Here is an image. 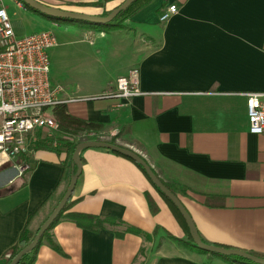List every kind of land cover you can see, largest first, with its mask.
Masks as SVG:
<instances>
[{
  "label": "crops",
  "instance_id": "crops-1",
  "mask_svg": "<svg viewBox=\"0 0 264 264\" xmlns=\"http://www.w3.org/2000/svg\"><path fill=\"white\" fill-rule=\"evenodd\" d=\"M34 1L102 17L123 0ZM5 3L23 9L16 0H0L5 10ZM173 4L178 14L160 23ZM75 28L81 42L99 46L100 58L84 69L96 80L90 89H81L69 68L52 76L50 69L52 83L64 89L65 97L110 92L131 69L139 71L140 89L147 95L125 105L74 103L65 106L67 113L100 125L101 141L140 156L180 200L204 241L264 256V135L248 132L243 96L264 92V0H154L120 29ZM108 46L111 51H105ZM55 49L49 58H55ZM102 59L114 67H105ZM39 135L32 139L38 146L28 150L25 166L18 159L0 160V257L17 243L29 217L52 208L60 163L69 144L77 142L62 134ZM80 157L82 173L66 213L114 217L151 240L129 233L118 238L109 230L94 233L61 219L50 232L61 253L43 242L34 264H237L170 240L168 235L185 240L184 234L131 162L99 148L84 149ZM146 195L158 206L156 215Z\"/></svg>",
  "mask_w": 264,
  "mask_h": 264
},
{
  "label": "built area",
  "instance_id": "built-area-1",
  "mask_svg": "<svg viewBox=\"0 0 264 264\" xmlns=\"http://www.w3.org/2000/svg\"><path fill=\"white\" fill-rule=\"evenodd\" d=\"M176 14V5H168L159 22H166ZM56 47L58 42L51 31L18 37L6 10L0 6V160L3 164L27 154L36 134L61 135L54 116L57 108L98 100H116L125 105L136 97L147 95L140 89L139 71L131 69L115 80L110 92L90 97H65L64 89L50 79L48 53ZM243 96L248 132L254 136L264 135V92ZM25 169L18 170L24 172Z\"/></svg>",
  "mask_w": 264,
  "mask_h": 264
},
{
  "label": "trees",
  "instance_id": "trees-1",
  "mask_svg": "<svg viewBox=\"0 0 264 264\" xmlns=\"http://www.w3.org/2000/svg\"><path fill=\"white\" fill-rule=\"evenodd\" d=\"M16 1L19 4H21V2H19L18 0H16ZM152 1H154V0H137L127 10L120 12L118 14V16L111 23L103 24V25L93 24V23H88V22H83V21H69V20H61V19H51V18H47L45 16L40 15L38 12L33 11L32 9H30L28 6H26L24 4H22L21 6L23 9L28 10V11L32 12L33 14L41 16L47 20H50L52 23H55V24L72 25V26L77 27V28L96 30V31H100V32H107V31H111V30H115V29H120L122 27V24L126 20L133 17L138 11H140L142 8L146 7ZM109 13L103 15L102 17L107 16ZM54 116H55V118L59 124L60 132L63 135H65L69 138H72V139L75 138L76 135H78V134L86 133L88 135V134H91L93 132L97 133L101 129V126L98 124H95L92 122H87V121H82V120H79L77 118L70 116L67 113L65 107L57 108L54 112ZM99 140L101 141V139H99ZM87 141L88 140H80L74 144H69L68 150H67V157L63 162L60 163V167L62 168L63 172H62L61 178L58 182V185L56 186V189L54 191V195H56V198H57L56 201L54 202V205L52 206L51 209H49V211L47 210L45 212L46 214L41 212L42 209H40L36 214L29 217L25 227L23 228L22 232L20 233V236L18 238L17 243L12 248H10L4 255H2L0 257V259H4L7 256H9L10 260H12L21 249L25 248L34 239L35 235L39 231L42 224L46 221V219L53 212L55 207L58 205V203L60 202V200L64 196V194H65V192L69 186V183L75 174L76 168H75V165L72 161V155H73V152H74L76 146L82 142H87ZM37 146H38L37 141L33 142L30 144L28 150L30 152H32L37 148ZM113 154L128 160L134 166H136V168L142 173V175L146 178V180L150 183L152 188L158 194L160 199L167 206L168 210L170 211L173 218L177 222L178 226L182 230L185 240L176 239V238L172 237L171 235H168V238L174 242H178L179 244L183 245L184 247H186L189 250L195 251L199 254H207V253L199 250L193 244V241L191 240V237L189 234V230L186 226L184 219L180 215L179 211L152 184V182L147 177L143 168L140 167L139 165H137L136 163H134L133 161H131L130 159L124 157V156H121V155L116 154V153H113ZM29 158H30L29 154H23V155L19 156L18 157V164L25 166L28 163ZM80 160H81V164H82L83 161H82L81 157H80ZM20 178H21V180L24 178L23 174L21 175ZM161 183L168 190H170L166 184H164L162 181H161ZM16 185H17V182L13 183L12 189H14L16 187ZM71 198H72V196L70 197L69 201L65 205L64 209L59 214L58 218L52 223V225L49 227V229L44 233L43 237L39 240L37 247L35 249L31 250L30 252H28L27 254H25L24 256H22L18 260L17 264H34L35 259H36L37 250L43 244V242L48 243V245L53 250H55L56 252L61 253L59 248L52 241V238L50 235V232L53 229V227L61 219H65V220H68L70 222H73L79 228L89 230L90 232H94V233L98 232L99 230H109L112 233H114V235L118 238L123 237L125 234L129 233V234H134L136 236H140V237L146 239L147 241L151 240V235L146 234V233H144V232H142V231H140L134 227L127 226L125 223H123L122 221H120L119 219H116L114 217L99 218V217H92V216L80 215V214H74V213H66L72 205ZM146 199H147L151 214L156 215L158 213V210H159L158 206L156 205V203L152 200V198L149 195H146ZM157 230L158 229H156L153 232V236H155ZM198 234H199V232H198ZM199 236L205 244L215 245V244H210V243L204 241L200 234H199ZM215 246H219V245H215ZM219 247H223V246H219ZM223 248L236 249V248H229V247H223ZM238 250H240V249H238ZM242 251H244V250H242ZM244 252H246L250 255H253L255 257L264 259V256L256 255V254H253V253L247 252V251H244ZM219 258H222L224 260H232L233 262H235L237 264H252L250 262H247V261H244V260H241L238 258H232V257L231 258H225V257H221V256H219Z\"/></svg>",
  "mask_w": 264,
  "mask_h": 264
},
{
  "label": "water",
  "instance_id": "water-1",
  "mask_svg": "<svg viewBox=\"0 0 264 264\" xmlns=\"http://www.w3.org/2000/svg\"><path fill=\"white\" fill-rule=\"evenodd\" d=\"M18 1L21 2L20 5L24 4L33 11L38 12L40 15L45 16L47 18L69 20V21H83V22L103 25V24L111 23L118 16L120 12L127 10L137 0H123V2L117 8L112 10L107 16L104 17L90 16V15L75 13L71 11H64L56 8H51L43 4H40L34 0H18ZM90 148L107 149L113 153L119 154L121 156L130 159L131 161L142 167L147 177L152 182V184L177 208V210L179 211L180 215L182 216V218L186 223L193 244L199 250L209 255L211 254L217 257L219 256L225 258L232 257L250 262L252 264H264V259L250 255L242 250L228 249L215 245L205 244L201 240L198 231L196 229V226L191 216L185 209V207L182 205L180 200L161 183V181L156 176L154 171L150 168V166L134 152L103 141L82 142L76 146L72 155V161L75 165L76 171L69 183V186L64 196L62 197L58 205L55 207L53 212L46 219V221L42 224V226L40 227L39 231L35 235L34 239L31 241V243H29L25 248L21 249L12 260H10L9 256H7L4 259H0V264H17L18 260L22 256H24L25 254H27L28 252H30L31 250L37 247L39 240L43 237L44 233L49 229L52 223L58 218L59 214L64 209L65 205L67 204V202L69 201L70 197L73 194L77 180L82 173L80 152L83 151L84 149H90Z\"/></svg>",
  "mask_w": 264,
  "mask_h": 264
},
{
  "label": "rangeland",
  "instance_id": "rangeland-1",
  "mask_svg": "<svg viewBox=\"0 0 264 264\" xmlns=\"http://www.w3.org/2000/svg\"><path fill=\"white\" fill-rule=\"evenodd\" d=\"M8 17L14 26V29L17 33L18 37H22L25 35L36 34L43 31L51 30L56 37L59 47L56 48L54 51H57V54L54 59L50 54V64H51V76L54 71L58 73L59 68L67 69L69 68L70 71L75 73L74 79L78 83V86L81 89H90L95 85V79L91 76L87 75L84 69L87 66L98 62L97 60L100 58L98 57V53L96 54L95 51H101L99 46H90L88 43L81 42L82 36H76L73 33H78L75 31V27L72 25H59V26H52V22L47 20L41 16L35 15L32 12L19 9L14 4L5 3L4 4ZM92 32H100L96 30H87ZM109 32V31H107ZM103 33V32H100ZM87 40V39H86ZM88 42L93 45L94 40L88 36ZM111 47L108 46L105 48V51H111ZM51 52L53 50H50ZM50 52V53H51ZM104 66L109 67L113 66L112 62H108L109 60H103ZM62 134V133H61ZM43 135V134H42ZM42 135H39L37 138L40 139ZM75 141L80 140H91L95 139V141H100L98 139L97 133L93 132L91 134H78L75 138ZM146 250V248H144ZM211 255V254H210ZM144 257V251L138 257V263L142 262Z\"/></svg>",
  "mask_w": 264,
  "mask_h": 264
}]
</instances>
